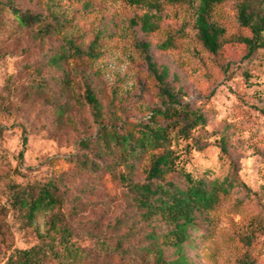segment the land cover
Here are the masks:
<instances>
[{"label": "rangeland", "instance_id": "374dc122", "mask_svg": "<svg viewBox=\"0 0 264 264\" xmlns=\"http://www.w3.org/2000/svg\"><path fill=\"white\" fill-rule=\"evenodd\" d=\"M10 4L41 16V22L20 25ZM197 4L0 0V264L16 249L58 243L64 227L83 251L66 264H162L156 252L121 255L101 243L115 242L110 226L119 217L135 219L131 241L138 249L148 243L145 232L167 229L159 219L137 218L127 187L114 177L124 172L142 180L151 155L129 166L96 143L102 125L144 122L152 109L164 106L139 41L150 43L159 67H169L167 81L182 88L181 101L206 116V124L193 130L189 141L179 142L182 173L234 182L189 230L183 250L188 264H241L247 256L264 264V48L247 59L240 44L228 45L224 57L213 55L197 34ZM147 12L157 23L150 32L141 29ZM213 19L227 35L243 31L236 0L217 5ZM170 39L173 47L158 48ZM90 49L99 56L79 54ZM87 85L102 103L101 116L87 103ZM171 177L183 180L179 173ZM50 182L58 185L55 195L61 205L38 210L28 220L12 204L11 184L38 189ZM162 248L165 261L179 256L174 247Z\"/></svg>", "mask_w": 264, "mask_h": 264}, {"label": "trees", "instance_id": "16d2710c", "mask_svg": "<svg viewBox=\"0 0 264 264\" xmlns=\"http://www.w3.org/2000/svg\"><path fill=\"white\" fill-rule=\"evenodd\" d=\"M224 1L226 0H198L195 17L198 37L203 46L217 57H224L228 45L240 44L246 50L243 58H250L259 48H264V0H236L238 19L243 31L232 35H227L226 29L213 19L217 5ZM10 6L22 26L32 27L35 22L42 20L41 16L22 12L13 4ZM156 27L157 23L152 20V14L147 12L142 15L143 31L150 32ZM173 46V40L170 39L159 44L158 48L165 50ZM138 48L149 70L158 80L159 94L163 97L164 106L152 109L150 117L144 122L126 119L121 128L115 125H102L96 143L102 151L118 153L121 161L129 166L134 165L138 159H143L144 155H151L149 164L144 167L145 176L142 180H137L124 172L114 174V177L127 187L137 218L147 222L159 219L167 225V229L161 233L156 229L145 232L144 239L148 243H142L141 249H138L137 243L131 241L136 236V228L134 222H130L135 219L128 216L119 217L110 226L111 231H114L115 242L102 239L101 243L103 246L107 243L114 253L121 255H129L132 252L136 255L143 249L146 252H156L158 263L188 264L183 250L190 238L189 230L196 227L199 216L215 207L221 194L230 192L234 182L230 177L222 180L208 179L207 176H194L190 172L182 173L179 168V142L189 141L191 132L206 124V116L201 109L192 108L189 103L181 101L180 96H185L182 88L175 89L167 81L169 67H159L150 52V43L139 41ZM79 54L91 58L99 56L94 49L79 51ZM86 100L96 116H101L102 103L90 85L86 87ZM190 145L191 143H187L186 147ZM192 145L197 146L198 142L193 141ZM20 156H23V151L20 152ZM174 173L181 174L183 180L172 178L171 175ZM37 188L35 189L34 185L16 183L10 186L12 204L24 210L28 220H31L38 210L56 209L61 205L60 196L55 195L58 189L56 183L50 182ZM58 216L55 215L56 218ZM52 225H55L53 221ZM127 226L126 231L122 232ZM71 235V231L64 227L58 243L50 241L30 248L16 249L9 255L5 264H66L70 258L83 254L80 247L70 241ZM126 243L129 245L126 246ZM162 244L174 247L179 256L165 261ZM241 264L255 262L247 256Z\"/></svg>", "mask_w": 264, "mask_h": 264}]
</instances>
